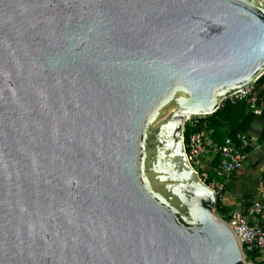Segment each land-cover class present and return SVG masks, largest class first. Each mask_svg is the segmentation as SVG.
<instances>
[{
  "label": "water",
  "instance_id": "obj_1",
  "mask_svg": "<svg viewBox=\"0 0 264 264\" xmlns=\"http://www.w3.org/2000/svg\"><path fill=\"white\" fill-rule=\"evenodd\" d=\"M263 76L258 0H0V264H249L183 130Z\"/></svg>",
  "mask_w": 264,
  "mask_h": 264
},
{
  "label": "built area",
  "instance_id": "obj_2",
  "mask_svg": "<svg viewBox=\"0 0 264 264\" xmlns=\"http://www.w3.org/2000/svg\"><path fill=\"white\" fill-rule=\"evenodd\" d=\"M258 2L264 6V0H258ZM258 81L245 90L232 95L226 101L233 104L244 101L248 104L249 111L256 116L261 115L258 100L254 94L259 84ZM207 116H195L187 119L184 126L183 142L190 165L203 182L209 183L207 185L216 192L218 200L221 201L225 193V186L214 181L209 182L207 180L209 171H206L205 167H211L217 162L218 169L223 174L239 176L245 169L251 144L245 133H239L235 139L227 137L222 143H219L214 139L207 125H204L198 131L191 132L186 140V124L191 123L196 126L199 120ZM262 213L263 207L260 204H254L244 211L234 212L228 220H225L236 235L246 262L249 256L258 255L262 259V264H264V228L252 222L260 217Z\"/></svg>",
  "mask_w": 264,
  "mask_h": 264
},
{
  "label": "crops",
  "instance_id": "obj_3",
  "mask_svg": "<svg viewBox=\"0 0 264 264\" xmlns=\"http://www.w3.org/2000/svg\"><path fill=\"white\" fill-rule=\"evenodd\" d=\"M254 94L258 100L261 115L256 117L246 134L251 146L245 169L239 176L223 174L218 169L217 162L205 169L209 171L214 182L225 186V193L221 200V207L225 210L224 219L228 220L234 212L244 211L254 204H260L263 207V213L252 222L264 228V143L260 140L264 131V83L257 85ZM228 131L229 128L223 130L224 133ZM249 258H251L248 260L249 263L262 264V259L258 255H251Z\"/></svg>",
  "mask_w": 264,
  "mask_h": 264
},
{
  "label": "trees",
  "instance_id": "obj_4",
  "mask_svg": "<svg viewBox=\"0 0 264 264\" xmlns=\"http://www.w3.org/2000/svg\"><path fill=\"white\" fill-rule=\"evenodd\" d=\"M258 83H264V76L258 81ZM256 117L257 116L254 113L249 111L246 102L240 101L233 104L230 101H226L220 110L199 120L196 126L191 123L186 124L185 137L187 140L191 132L198 131L204 125H207L208 129L212 132L214 139L217 142L222 143L227 137L235 139L239 133L247 134L251 125L256 120ZM225 128H229L228 133L223 132ZM260 140L264 143V131ZM248 151H250V148ZM207 184L209 185L208 182ZM224 211L225 210L221 207V201L218 200L217 213L223 215ZM249 259L251 258L248 257L247 261Z\"/></svg>",
  "mask_w": 264,
  "mask_h": 264
},
{
  "label": "rangeland",
  "instance_id": "obj_5",
  "mask_svg": "<svg viewBox=\"0 0 264 264\" xmlns=\"http://www.w3.org/2000/svg\"><path fill=\"white\" fill-rule=\"evenodd\" d=\"M227 133H228V132H227ZM205 179H206V178H205ZM207 180H208L209 182H212V181H213V179H212L210 173L207 174ZM225 220H226V219H225ZM247 263H249V262L247 261Z\"/></svg>",
  "mask_w": 264,
  "mask_h": 264
},
{
  "label": "bare ground",
  "instance_id": "obj_6",
  "mask_svg": "<svg viewBox=\"0 0 264 264\" xmlns=\"http://www.w3.org/2000/svg\"><path fill=\"white\" fill-rule=\"evenodd\" d=\"M195 116H202V115H191V116H189V118H192V117H195Z\"/></svg>",
  "mask_w": 264,
  "mask_h": 264
},
{
  "label": "flooded vegetation",
  "instance_id": "obj_7",
  "mask_svg": "<svg viewBox=\"0 0 264 264\" xmlns=\"http://www.w3.org/2000/svg\"><path fill=\"white\" fill-rule=\"evenodd\" d=\"M183 137H184V130H183Z\"/></svg>",
  "mask_w": 264,
  "mask_h": 264
}]
</instances>
